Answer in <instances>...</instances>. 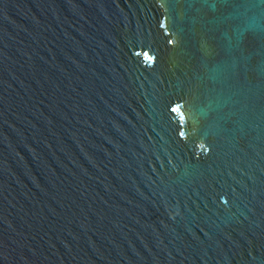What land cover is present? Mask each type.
<instances>
[{"label":"water","instance_id":"obj_1","mask_svg":"<svg viewBox=\"0 0 264 264\" xmlns=\"http://www.w3.org/2000/svg\"><path fill=\"white\" fill-rule=\"evenodd\" d=\"M0 264H264V0H0Z\"/></svg>","mask_w":264,"mask_h":264}]
</instances>
